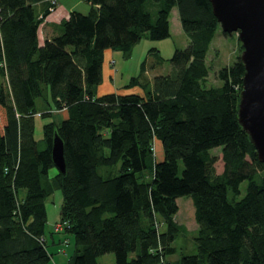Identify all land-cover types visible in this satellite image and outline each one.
Listing matches in <instances>:
<instances>
[{
  "label": "trees",
  "instance_id": "1",
  "mask_svg": "<svg viewBox=\"0 0 264 264\" xmlns=\"http://www.w3.org/2000/svg\"><path fill=\"white\" fill-rule=\"evenodd\" d=\"M87 1V12L69 11L61 31L40 43L55 2L0 0V264H54L47 233L55 232L74 238L69 264H99L106 252L117 264H264V162L238 119L239 38L234 61L216 73L221 84L208 85L206 55L220 26L211 0H152L156 14L149 0ZM175 6L189 42L175 47L171 70L150 80L143 66L123 85L130 90L97 94L105 49L128 55L146 34L170 35ZM37 112L52 116L41 147ZM56 131L65 174L50 173ZM55 188L62 192L57 221H67L61 231L47 227L46 199ZM182 195L194 203L196 250L173 261V241L186 229L175 218Z\"/></svg>",
  "mask_w": 264,
  "mask_h": 264
},
{
  "label": "rangeland",
  "instance_id": "2",
  "mask_svg": "<svg viewBox=\"0 0 264 264\" xmlns=\"http://www.w3.org/2000/svg\"><path fill=\"white\" fill-rule=\"evenodd\" d=\"M61 1L68 9H77L87 12L90 9V3L87 0H58ZM56 3V0H53ZM147 7L156 14L159 4L155 1L149 0L146 2ZM39 11L38 7H36ZM53 9V8H52ZM62 20V19H61ZM171 34L160 38L153 39L147 34L144 35L137 43L134 44L132 51L126 55L120 48H107L104 52V58L102 63V80L96 86V92L109 93L115 92L120 89V93L126 90L123 87L133 75H137L145 66V74L151 80L156 74L167 73L171 70V56L174 53L175 47H184L189 42L188 35L182 28L181 21L178 14V9L175 6L172 10L171 17ZM61 27V21L59 23ZM44 40V39H43ZM42 40V41H43ZM45 41V40H44ZM43 41V42H44ZM155 48H158L159 52ZM238 52V33H224L221 25L213 37L209 50L206 55V62L209 65L208 85H219L221 81L216 77V73L219 68L224 65L230 64L234 61ZM159 54L165 59L160 62ZM151 85V84H150ZM132 90L138 91L139 87H133ZM131 90V91H132ZM42 99H37V106L42 108ZM61 113V112H59ZM59 115V114H58ZM52 116H43L40 112L34 114V136L39 141L41 147L44 140V123L50 121ZM211 152L217 155L215 162L216 172L219 173L223 170L224 161L222 159V149L220 146L211 149ZM154 155L157 161H160L164 157V150L162 143L159 139L154 140ZM105 166L100 167V171H104ZM152 168L148 166L144 171L147 176L151 173ZM56 167L50 169V173L54 174ZM247 181L244 180L240 184L241 193L238 197H241L246 191ZM24 194V190L20 195ZM180 210L176 214L177 220L182 224H187L188 228L184 229L173 241V244L177 247V252L171 254L172 257L180 255L181 251L186 253H192L196 250L194 237L197 233V222L195 219V208L192 197L190 195L179 196ZM62 203V192L59 188H55L52 194L46 199V207L48 213L47 227L53 229L56 221L59 218V211ZM190 216L192 223L186 218ZM196 225V228H192ZM49 239V248L54 251V256L57 262L60 264L61 259H65L70 256L74 249V238L72 235L65 232H55L54 238L50 233H47ZM62 238L69 239V243H63L66 253L59 250V243H55L52 240H58ZM133 255V254H131ZM99 264H117L115 255L113 252H106L98 257ZM54 262V259H53ZM66 264V263H65Z\"/></svg>",
  "mask_w": 264,
  "mask_h": 264
},
{
  "label": "water",
  "instance_id": "3",
  "mask_svg": "<svg viewBox=\"0 0 264 264\" xmlns=\"http://www.w3.org/2000/svg\"><path fill=\"white\" fill-rule=\"evenodd\" d=\"M222 30L238 33L245 66L238 119L264 162V0H211ZM55 167L65 174V145L56 131L52 142Z\"/></svg>",
  "mask_w": 264,
  "mask_h": 264
},
{
  "label": "crops",
  "instance_id": "4",
  "mask_svg": "<svg viewBox=\"0 0 264 264\" xmlns=\"http://www.w3.org/2000/svg\"><path fill=\"white\" fill-rule=\"evenodd\" d=\"M36 7H38V9H39V12L41 13V11H42V8H43V6H44V2L43 1H41V2H37L36 4ZM74 8H70V9H68L61 1H58V0H56V3H55V5L53 6V9H51V11H50V13L46 16V18H45V20L40 24V27H39V30H38V37H39V41H40V43H43V41L47 38V37H51L52 35H54V34H57V33H59L60 31H61V27L59 26V23H60V21H61V19L63 18V17H65V16H67V14L69 13V11H71V10H73ZM173 10V9H172ZM81 11V10H80ZM171 22V21H170ZM170 27H171V23H170ZM170 30H171V28H170ZM44 39V40H43ZM43 40V41H42ZM107 49V48H106ZM105 49V50H106ZM105 52V51H104ZM105 55V54H104ZM123 90H130V89H123ZM115 92H120V89H117ZM97 94H103V93H100V92H98ZM60 114H62L63 116H65L66 115V110L65 109H61L60 110ZM178 199H179V197L177 198V202H178V204H179V201H178ZM179 210H180V204H179V209H178V211H177V213L179 212ZM176 213V214H177ZM176 214H175V218H176ZM184 218H186L189 222H193L192 221V219H191V217L190 216H188V217H184ZM59 219V218H58ZM176 220H177V218H176ZM178 222H179V220H177ZM57 222V221H56ZM180 223V222H179ZM184 226H185V228L187 229L188 228V226H187V224L185 223L184 224ZM198 226V225H197ZM192 228H196V225H195V223H194V226L192 227ZM58 233H60V232H58ZM52 237L54 238V234L52 235ZM49 240V239H48ZM62 238H59L57 241L56 240H54V242L55 243H59V247H61L62 248V252H64V253H66V251H65V249H64V246L62 245L63 243H62ZM67 243H69V241L67 242ZM74 248H75V245H74ZM51 251H52V249H51ZM53 253H54V251H52ZM72 252H74V249H73V251ZM73 254V253H72ZM71 254V255H72ZM71 255L70 256H68V257H66L64 260L63 259H61L60 260V264H69V262H70V257H71ZM168 258L170 259V260H173V261H176L177 260V258H178V256H176V257H172L171 255H169L168 256ZM53 259H54V264H59L58 262H57V259H56V257L54 256V254H53Z\"/></svg>",
  "mask_w": 264,
  "mask_h": 264
},
{
  "label": "built area",
  "instance_id": "5",
  "mask_svg": "<svg viewBox=\"0 0 264 264\" xmlns=\"http://www.w3.org/2000/svg\"><path fill=\"white\" fill-rule=\"evenodd\" d=\"M52 9V8H51ZM67 223V221H57L56 223H55V225H54V230L55 231H61L62 229H63V226H64V224H66ZM64 242H67V239H65L64 240ZM160 247V246H159ZM62 250V248H59V250Z\"/></svg>",
  "mask_w": 264,
  "mask_h": 264
}]
</instances>
